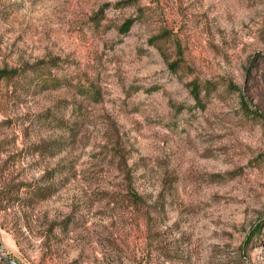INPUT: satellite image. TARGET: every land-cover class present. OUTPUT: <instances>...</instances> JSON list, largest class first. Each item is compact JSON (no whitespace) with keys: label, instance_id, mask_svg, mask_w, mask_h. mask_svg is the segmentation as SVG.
Segmentation results:
<instances>
[{"label":"rangeland","instance_id":"rangeland-1","mask_svg":"<svg viewBox=\"0 0 264 264\" xmlns=\"http://www.w3.org/2000/svg\"><path fill=\"white\" fill-rule=\"evenodd\" d=\"M31 65L0 264H264V0H0V72Z\"/></svg>","mask_w":264,"mask_h":264},{"label":"trees","instance_id":"trees-1","mask_svg":"<svg viewBox=\"0 0 264 264\" xmlns=\"http://www.w3.org/2000/svg\"><path fill=\"white\" fill-rule=\"evenodd\" d=\"M129 24H127L126 26H128ZM129 27V26H128ZM126 27H122V30H125ZM27 72H29L32 76L34 75V79H30L31 82H34L35 80L38 82H44L46 81L45 79H47L48 81L50 80L51 82H56L57 80L55 78H52L49 74L45 75L42 74V72L40 71V69L38 68L37 65H31L28 67V69H22V70H11V71H1L0 72V78L1 79H8V80H14V78H18L25 76V78L27 77ZM194 89L196 91H198L197 87L195 86ZM194 95L196 96V98H198V94L194 93Z\"/></svg>","mask_w":264,"mask_h":264},{"label":"water","instance_id":"water-1","mask_svg":"<svg viewBox=\"0 0 264 264\" xmlns=\"http://www.w3.org/2000/svg\"><path fill=\"white\" fill-rule=\"evenodd\" d=\"M0 249H1V246H0ZM3 261L6 263V264H17L15 261H13L12 259L8 258V257H4L3 258Z\"/></svg>","mask_w":264,"mask_h":264}]
</instances>
